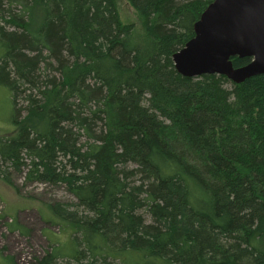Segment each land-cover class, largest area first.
Listing matches in <instances>:
<instances>
[{
    "label": "trees",
    "instance_id": "1",
    "mask_svg": "<svg viewBox=\"0 0 264 264\" xmlns=\"http://www.w3.org/2000/svg\"><path fill=\"white\" fill-rule=\"evenodd\" d=\"M213 1L127 0L138 34L116 0H0L16 125L0 180L76 198L49 204L75 251L29 264H264V75L186 77L173 59Z\"/></svg>",
    "mask_w": 264,
    "mask_h": 264
},
{
    "label": "rangeland",
    "instance_id": "2",
    "mask_svg": "<svg viewBox=\"0 0 264 264\" xmlns=\"http://www.w3.org/2000/svg\"><path fill=\"white\" fill-rule=\"evenodd\" d=\"M116 2L122 21L135 23L136 32L141 34L142 20L135 9L127 0H116ZM13 114L12 92L0 81V137L13 135L16 128L12 121ZM24 176L20 173L12 175L14 187H17V190L0 180V259H10L11 264H29L32 261V255L41 254L43 249L47 250V246L50 248L51 242L59 248L60 253L72 255L77 244L72 237L73 229L57 217L56 220L54 219L49 204L55 201L74 202L76 198L63 185L43 182L27 183ZM21 216L23 220L20 221ZM16 224L24 227L23 229H27L28 232L32 231L31 237L27 232L13 229ZM46 238L49 240L48 243L50 242L49 245ZM110 261L104 264H119L118 260ZM62 262L78 264L69 256H64ZM6 264L9 262L7 261Z\"/></svg>",
    "mask_w": 264,
    "mask_h": 264
},
{
    "label": "water",
    "instance_id": "3",
    "mask_svg": "<svg viewBox=\"0 0 264 264\" xmlns=\"http://www.w3.org/2000/svg\"><path fill=\"white\" fill-rule=\"evenodd\" d=\"M251 61L234 67L232 57ZM186 77L224 75L236 83L264 75V0H214L195 24V36L173 56Z\"/></svg>",
    "mask_w": 264,
    "mask_h": 264
},
{
    "label": "crops",
    "instance_id": "4",
    "mask_svg": "<svg viewBox=\"0 0 264 264\" xmlns=\"http://www.w3.org/2000/svg\"><path fill=\"white\" fill-rule=\"evenodd\" d=\"M50 210H51V208H50ZM52 211V210H51ZM52 214H53V212H52ZM53 217H54V219L56 220L57 218L55 217V215L53 214L52 215ZM17 219V218H16ZM21 220H23V217L21 216L20 217V221ZM51 221H53V220H51ZM24 228V227H23ZM19 224H16L15 226H13V229H17V230H22L23 232H27V233H29V235H30V237H31V233H32V231L30 232H28V230L27 229H23ZM12 229V230H13ZM50 233V232H49ZM34 235H35V233H33ZM51 234V233H50ZM46 237V236H45ZM50 237V236H49ZM47 239V238H46ZM48 239H47V243H48ZM7 261L9 262V264H11L12 263V261L10 260V259H4V258H2V259H0V263H2V264H6L7 263Z\"/></svg>",
    "mask_w": 264,
    "mask_h": 264
}]
</instances>
